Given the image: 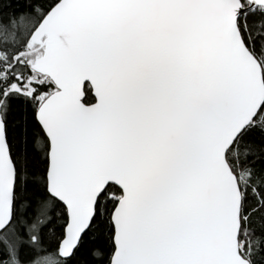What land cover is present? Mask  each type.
<instances>
[{
  "label": "snow or ice",
  "instance_id": "6c2138e0",
  "mask_svg": "<svg viewBox=\"0 0 264 264\" xmlns=\"http://www.w3.org/2000/svg\"><path fill=\"white\" fill-rule=\"evenodd\" d=\"M0 264H264V0H0Z\"/></svg>",
  "mask_w": 264,
  "mask_h": 264
}]
</instances>
